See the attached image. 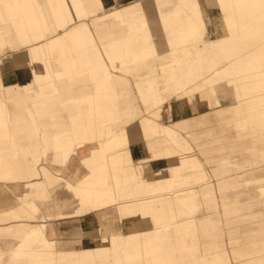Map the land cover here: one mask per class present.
Returning <instances> with one entry per match:
<instances>
[{
  "label": "bare ground",
  "instance_id": "bare-ground-1",
  "mask_svg": "<svg viewBox=\"0 0 264 264\" xmlns=\"http://www.w3.org/2000/svg\"><path fill=\"white\" fill-rule=\"evenodd\" d=\"M136 1L135 4H138L139 0ZM136 1L120 0L117 2L116 0L115 2L114 0L110 3L111 1L107 0H84L85 7L91 13L96 11L99 4V18L91 23L97 28V34L89 28V35L93 37V39L91 38L93 49L96 41L100 48L99 52L96 51V48L94 49L98 55L96 68L100 73L99 83H101L97 87L110 92L116 91L118 86L109 83L102 85V83L110 76L124 78L118 75V71L119 69L126 70L132 75V85L141 107L149 108L148 114L153 118L154 128L160 131V137L164 138L162 141H171L172 144L176 142L174 138H171L175 136L173 131H175L176 123L169 124L167 120L171 122L177 115L174 113V107L166 104L171 96L168 89H173L178 97L181 95L174 105L178 108V113H185L187 106L192 102V96L198 95V93L192 92V90H198L197 87L204 88L208 95L205 98L202 93L197 99L196 102L200 106L209 105L212 96L220 94L218 89L228 90L237 101L247 97L246 107L253 110L256 123L251 127L255 129L259 124L256 128L257 131L255 129V135L264 134V9L262 7L264 0H191V2L178 0L175 9L166 13L159 12L158 9L152 10V13L133 12L138 7L134 4ZM147 1L149 0L142 2ZM115 4H120V6ZM220 4L234 9L231 12L233 27L216 14V9ZM118 9L120 10L114 11ZM101 14L106 15L102 16ZM173 17H176L175 21ZM83 26L85 27V25ZM85 29L87 30L86 27ZM20 32L18 33L19 37L22 36L24 30ZM32 33L34 34L33 31ZM6 34L8 35V32ZM63 50L68 58L66 48L64 47ZM200 57H203L204 60ZM177 63L184 64L183 74L174 72L177 70ZM162 65H167L169 75L161 74ZM202 65L206 67H202ZM139 68L147 72L145 77L137 74ZM0 71L2 73L12 71L9 62L2 65ZM91 72L87 71V73ZM194 72L196 75H193ZM151 74L153 77L148 76ZM159 74L162 76L160 81L157 79ZM193 78H197L196 83H192ZM58 83L68 84L66 79L59 80ZM122 83L124 89L120 94H116L115 101L129 106L133 101L127 91L130 90V86L126 79ZM189 83L192 84L189 85ZM196 84V87L186 91L187 87L185 86L193 87ZM96 90L97 94L102 93L97 88ZM157 93L163 95L162 99H159ZM127 98L128 100H126ZM88 99L91 98L81 96L72 101V107H67L66 115L68 114L71 121V135L78 139L76 143L72 139H62L65 147L63 152L65 153H62L61 159L66 163L62 177L49 176L43 172L41 182L35 180L37 178L35 176L38 174L28 163L23 161L27 154H30L33 161H36L39 142H29L24 147L17 143L20 133L24 132L23 126L26 127V120L19 107L14 106L11 111L5 107L2 116L8 123L4 121L3 136L9 140L10 152L15 154L13 158L6 161L7 163H0V198L4 203H15L23 190L25 199L34 198L36 203L42 204L48 210L45 208L46 214L43 215L44 218L47 217V224L40 217L26 211L27 221H31V223L22 227L21 222L25 221L21 220V215L24 212H20V207L17 209V214H19L17 225H7V227L10 226V231L14 234L16 241L10 242L7 246L5 255L8 258L5 264H27L29 260H35L38 264H120L119 261L122 260V257L119 258L118 255L122 250L120 254L128 258V264H134L133 261L137 259L135 257L141 253L149 256L148 264H167L168 260H165L161 251L160 243L163 239L168 244L184 245V237L192 236L202 239L205 237L201 233V229L207 228L212 231L213 226H217L218 213L214 210L216 209V198L208 192L209 189L205 191L206 188L202 187L207 182L206 187L210 188L213 186L214 180L207 181V178L183 176L182 157L172 163L165 158L159 164L160 166H154L160 173L157 171L151 173L150 165L145 163L142 165L143 171L133 168V166H138V163L131 155L132 146L137 147L144 143L148 145L151 142V133L148 128H139L135 134L126 132L124 138H121L116 145L118 154L114 155L107 148L106 142L96 140V136L101 133L84 129L85 124L77 127L82 119L89 120L91 117L89 106L84 105V103L92 101V99ZM159 102H162V107ZM118 109L114 114L119 111ZM141 111L136 108V111H133V119H141L143 110L141 109ZM29 114L31 119L39 120L46 113ZM241 115L237 114L235 119L248 124L250 122L248 118ZM111 116L108 115V118ZM49 117L52 119L51 115H46L42 119L44 133L50 134L55 131L57 134L64 129V125L58 122L55 123L52 130L46 128V121ZM82 129L87 132L86 135L82 134ZM102 133L106 137L110 136L109 126L104 128ZM135 135L137 140L134 139ZM261 141L264 143V139ZM43 142V150L46 152H50L51 148L58 146L57 143H49L45 140ZM71 147H74V151L78 155L93 154L98 162L97 166L94 169L82 171V174L80 167L72 168L74 157L68 156ZM261 148L263 151L260 154H253L252 150L249 151V154L257 157L253 163L264 166V148ZM14 150L15 152H13ZM164 152L168 155L171 150L167 146ZM181 153L178 154V150H176L175 154L179 156ZM10 156L5 157L9 158ZM199 158V161L195 163H204L202 158ZM222 159L221 157L219 160L213 161L212 164L216 166L217 163H221ZM113 164L117 166L115 168L117 170H108V167ZM206 167L209 168L207 165ZM129 168H133V172H128ZM237 168L243 169L241 166ZM222 170L224 171V169ZM222 177L223 175L217 177V183L220 182L218 185L224 188L223 196H218L223 209L221 216L225 217L228 224L231 222L242 223L237 227L229 226L228 237L226 236L224 241L218 239V245L227 244L229 239L230 242H234L238 235L242 242L252 245L261 244V247H264V224L256 223L257 227H253L254 222L252 221L255 217L264 215V175L241 179L243 184L241 187L246 186L242 191H236V188L229 186L227 180ZM84 178L94 179L93 183L97 184L89 185L86 182L87 185H83L81 180ZM67 184H69L70 191ZM61 185L63 197L60 201L57 194L62 192L59 188ZM230 187L234 190H229ZM88 193L94 196V199L92 198L89 203L98 202L99 204V208L96 209L98 212L93 214L88 213L90 206L82 207V200L86 205L87 202L84 199L91 200V198L89 199L91 195ZM240 193L246 194L239 196ZM200 196L206 198L211 210L199 216L202 218L200 220H180V213H192L195 209L193 200ZM252 198H255V202ZM37 214L40 212L38 211ZM93 217L102 219L101 226L104 227L107 224L110 229L102 230L100 228L102 231L100 243L104 253L107 254L100 263L90 259L96 254L93 253L97 247L96 239L91 245L86 244L83 240L81 243H77L76 232L71 228L76 222L85 225L86 220H91ZM187 218L185 217V219ZM57 222L62 223L64 237H59L60 230L55 228ZM240 225L241 228H239ZM192 226L197 228L193 229ZM47 228L50 230L48 231ZM51 231L54 233L51 234ZM36 236L40 238L37 242L40 248H48L53 251V255L48 259L42 252L33 255L29 250L28 253L26 250L22 251L28 240L36 238ZM61 246L62 250L56 254ZM73 251L80 255L87 254L88 258H75L72 256ZM215 260L216 256L214 255L210 261L214 262ZM182 263L177 261L172 264Z\"/></svg>",
  "mask_w": 264,
  "mask_h": 264
},
{
  "label": "rangeland",
  "instance_id": "rangeland-1",
  "mask_svg": "<svg viewBox=\"0 0 264 264\" xmlns=\"http://www.w3.org/2000/svg\"><path fill=\"white\" fill-rule=\"evenodd\" d=\"M114 1V0H113ZM119 1V0H118ZM117 1V2H118ZM136 1V0H132ZM145 0H139L138 4L134 2L136 9L133 10V12H141L142 13H150L152 10L158 9L159 12H170L173 11L178 3V0H149L147 2H142ZM187 2H191V0H186ZM32 0H28L26 3H31ZM65 2L70 4L72 7L69 15L68 12H66V16L68 18V22L64 27H59L55 35L53 36V40H56V43L61 42L59 39L64 38L66 36H69V39L71 41V33H74L77 31V35L79 38L82 37V33L86 32L87 35L83 34V39L86 41H91V38L93 39L92 35L90 37V29H93V31L96 33L97 28L95 25L91 24L93 21L95 22V19L99 18L100 12H98V7L99 4L96 8V11L91 13L87 7L84 5V0H66ZM64 2V3H65ZM116 2V1H115ZM26 3H24L23 9H21V14H22V19L24 20V25L30 20V17L27 15L25 9H26ZM111 3V2H110ZM116 5V4H115ZM120 6V4H117ZM116 5V6H117ZM264 9V6H262ZM117 8V7H116ZM33 6H31V11H33ZM114 10V11H119ZM234 9L232 8H227L226 6L220 4L217 9H216V14L221 17L223 20H226L230 26L233 27L234 23L232 22V11ZM152 13V12H151ZM17 13L15 12L14 15ZM14 15H11V18H13ZM102 16L106 14H101ZM78 21L79 23L76 24L75 29H73L72 24L70 23L71 21ZM173 20H176V17H173ZM80 21H83L81 23ZM87 30L85 29V27ZM8 29L9 32H11V39H16L18 32L15 33L12 28V21H9L5 25ZM90 28V29H89ZM211 28V27H210ZM23 29V27H21ZM73 29V30H71ZM39 31V29H38ZM80 31V33H79ZM46 34L48 31H45ZM21 33V32H20ZM24 33H30L32 37L35 38L33 39L31 43L25 44V45H17V43H14L15 51L9 52V54L14 55L19 62H33V69L31 70L30 68L27 70V73H25V77L27 79L33 78L34 76V70H37L38 74H40L41 77L43 78H48L49 75L45 74L43 63H42V55L40 51L37 49L36 50V55L32 54V46L36 45V39H38L34 34H32V30L27 32L24 30ZM49 33V32H48ZM50 34H52L50 32ZM97 34V33H96ZM62 36V37H61ZM98 36V35H96ZM100 41V40H99ZM92 45H93V41ZM101 42V41H100ZM64 43V42H63ZM27 45V48L25 47ZM71 45L73 46V43L71 42ZM63 46V45H62ZM53 48H48L46 49L47 53H52L56 52L58 49V45L53 44ZM94 47V46H93ZM28 51H25V49H29ZM96 51H100V48L97 45H95ZM94 48V49H95ZM78 54L83 56L82 54L86 55L87 52L83 49H78L77 50ZM96 52L94 51L93 58H95ZM62 59H65V62L62 63V68L63 67H70V63L67 60L66 55L64 54V50L62 49V54L60 55ZM211 57V56H210ZM215 57V56H212ZM202 60H204L203 57H200ZM213 61V60H211ZM57 67H59L58 62H54ZM214 65V63H212ZM83 69L81 70H75L72 67H70V71L73 72H78L80 74H83V76H87L88 78H91V87L86 86L83 84L82 89L85 91H89L87 94L83 96H89L92 101L84 103V105H90L92 103H98L100 105H104V109L102 108H97V111H91V117L89 120L87 119H82L81 123H78L77 127L81 126L82 124H85L84 129L89 130L91 132H97L101 133V135L96 136V140L98 139L99 141H103L107 143V148L111 150V152L114 155H117V143H119L121 138H124L125 133L129 132L132 134H135L136 130L142 127H147L148 131L151 133V142L146 145L141 144L140 146L138 145L137 147L132 146V151L131 155L132 157H135V161L138 163V166H133V168H136L139 171H143L142 165L143 163L150 165V172L152 173L153 171H157V167L154 168V166L161 164L165 158L169 162L175 161L177 158H181L184 162V169H183V176L185 177H200V178H207L208 180H214L213 186L210 188L206 187L207 182L204 183L202 187L206 188L205 191L209 193H212L215 196V201H216V209L215 212L218 213V224L217 226H213V230L209 231L207 228L201 229V233L204 235L205 238L202 239H197L200 237L193 238L192 236H187L184 237V245L182 244H176V243H167L165 239L160 243L162 247V253L165 256V260L167 264H172L177 261L180 263L183 262L182 264H264V247H261V244L257 245H252L251 243L248 242H242L239 236L237 235L236 240L234 242H230V239L227 241V244L223 243V246H219L217 241L218 239L221 241H224V238L228 237V227L232 225V227H237L240 222H231L227 223L225 220V217L221 214L222 206H221V201L218 196H223L224 188H221L219 183H217V177L223 175V179L227 180V183L229 186L236 188V191H242L243 188H246V186L241 187L242 181L241 179H246L249 177H256L264 175V166L257 165L253 163V161L257 160V157L250 156V150H252L253 154H260L263 150H261L263 147L264 148V143H262V139H264V134H259L255 135V129L258 128L259 124L254 128L251 127V125H256L255 120H254V113L253 110H249L246 107V101L248 98L246 97L244 100L237 101L235 96L231 94L228 90H222L218 89L217 91L220 93L218 95H213L212 96V101L209 102V105H204L200 106L197 104V99L202 95H204L205 98H207V94L205 92L204 88H198V90H192L194 93H198L196 96H192V102L190 105L187 106L185 113L182 112H177V107L174 106L175 102L178 100L180 97L176 96L174 93L173 89H168L169 93L171 92V96L169 97V100L166 101V104L169 105L170 107H174V113L175 116L171 122L167 120V123H173L175 122L176 125L174 126L175 131L174 137H171L172 139L174 138L176 142H165L162 141V137H160V131L156 130L154 128V122L153 118L149 116V108H144L141 107V104L139 100L137 99L135 93L134 87L132 85V75L129 73L123 72L121 69L118 71V75L123 76L127 83L130 86V90H127L129 92L131 100H133L129 106H125V104H119L115 100L117 98L116 94L121 93V91L124 89L122 81L125 80L124 78H116L114 76H110L108 80L104 81L102 85L105 84H111L114 86H118L116 91H107L104 89H100L97 87V85H101L99 83L100 79V73L98 72L96 68V62L94 63H82ZM177 70L174 72L176 74H183V70L185 69L183 63H177ZM142 67V66H141ZM202 67H206L205 65H202ZM60 68V67H59ZM140 70L138 71V75L141 77H145L147 75V72L139 68ZM92 71L94 75H89L91 73H87V71ZM161 74L169 75V70L167 65H162V68H160ZM87 74V75H86ZM193 75H196V72L193 73ZM149 77H153L152 74L148 75ZM107 78V76H105ZM161 75H158V81L161 80ZM89 78V79H90ZM197 78H193L192 83H196ZM109 81V82H108ZM192 83H189L191 85ZM230 84H233L230 82ZM189 85L185 86L187 87L186 91L191 90L190 88H194L197 86V84L193 87H189ZM36 89V87H34ZM95 88V89H94ZM96 88L102 93L97 94ZM184 91V92H186ZM159 99H162V96L160 93H157ZM123 96L128 97V95L123 94ZM71 97L70 96H65L64 100H69ZM99 98V99H98ZM88 99V100H91ZM128 100V98L126 99ZM14 104V102H12ZM128 103V102H126ZM159 104L162 107V102H159ZM108 105H111L114 107L116 105V108H119L118 112L114 114L115 111L112 110ZM148 106V105H146ZM21 109H28L27 106H22L21 104L18 105ZM71 107V106H66ZM90 108V107H89ZM131 108V109H130ZM136 108H139L140 111L141 109L143 110V116L141 119H133V111H136ZM134 109V110H133ZM27 113V112H26ZM31 113V112H30ZM142 111L140 112V114ZM243 115L244 117H247L248 120L250 121L248 124H245L244 122H239L235 119L236 115ZM35 115V113H33ZM108 115H112L110 118H108ZM241 115V116H242ZM68 120L65 123H62L64 125V129L57 133V135H60L59 138L56 137V139H52L49 141V143H57V148H51L52 150L50 152L44 151V142L40 139L39 145L37 146V152H38V157L36 161H33V157L30 154H27V156L23 159L25 163H28L32 169L35 170V172L38 174L35 177H37L35 180L38 182H41L43 180V175L42 173H47L49 176H55V177H62V172L64 171L66 166V163L62 162V153L64 150V145L62 143V139H72L74 143L77 141V137H73L71 135V121L68 117V114L66 115ZM187 118H188V124H187ZM109 126L111 135L106 137L103 135L102 131L104 128H107ZM257 131V129H256ZM85 132L82 129V134L84 135ZM105 133V132H104ZM86 135V134H85ZM104 136V137H103ZM118 136H121L120 138ZM84 137V136H83ZM39 139V138H38ZM134 139L137 140L136 135L134 136ZM46 141V140H45ZM48 142V141H46ZM21 144L19 141L17 142ZM105 143V144H106ZM171 150V153L166 155L165 154V148ZM11 146L9 144L7 145H2L0 147V163L3 162V164L7 163L6 161L10 160L13 158L15 153H11L9 148ZM140 147V148H139ZM57 149V150H56ZM176 150L179 152H182L179 156H176ZM15 152V150L13 151ZM77 156H76V155ZM85 155H78L77 152L74 151V147L70 148L69 157H74L72 161V168L78 166L80 167V172L82 174V171H88L91 169H94L98 162L91 153H84ZM7 155H11L9 158L5 157ZM76 156V157H75ZM102 156V155H100ZM199 157L202 158L204 163H195L196 161H199ZM223 158L221 160V163H217L216 166H214L212 163L213 161L219 160L220 158ZM82 161V164H81ZM226 162V163H225ZM142 163V164H141ZM50 164V165H49ZM115 164L111 165L108 167V170H113L117 168V166H114ZM135 165H137L135 163ZM206 165L209 167L207 168ZM160 166V165H159ZM241 166L243 169H239L237 167ZM133 168H129L128 172H133ZM224 169V171L222 170ZM115 169L114 171H116ZM159 172V171H157ZM160 173V172H159ZM159 177L161 175L159 174ZM94 180V179H93ZM93 180L91 178L88 179H82L81 184H86L89 183V185H96L97 183H93ZM87 182V183H86ZM92 183V184H90ZM88 185V186H89ZM68 190L69 184L66 185ZM96 187V186H95ZM229 188V190H234L232 188ZM59 188L62 191V185L59 186ZM70 191V190H69ZM71 193V192H69ZM85 193V191H84ZM62 192H58L57 198L61 201L62 200ZM246 193H240L238 194L239 196H244ZM24 193L23 190H21V194H19V198L17 201L14 203L17 205V209L20 207L21 211L24 212L21 216V220L25 222H21L22 227H25L26 225L30 224L31 221H27L26 218V211H29L30 213L35 214L37 217H40L41 220L47 224V217L44 218L43 215L44 213L46 214L44 206L40 203H36V200L34 198H24L23 197ZM85 195V194H84ZM88 195H91L88 193ZM208 195V194H206ZM83 198V197H82ZM91 198L90 201L84 199L85 202H87V205L83 202L82 200V207L83 206H90L88 213L90 212L91 214L98 212L96 209L99 208L98 202L91 204L89 202L92 201V198L94 199V196L91 195L89 199ZM0 200H2L0 198ZM229 200V199H226ZM252 200L255 202V198H252ZM3 201V200H2ZM195 204V209H193L191 214H188L187 212H182L180 213V220H200L202 219L199 216L204 215L208 210H211L208 207V203L206 198H203L202 196L195 198L193 200ZM229 202V201H228ZM47 210V208H46ZM96 210V211H95ZM2 214H6L9 212L7 209L3 208L1 209ZM0 211V214H1ZM38 211L40 214H37ZM48 211V210H47ZM221 212V213H220ZM97 216V215H96ZM185 217H188L185 219ZM1 220L6 221L7 223H0V264H5L8 256L5 255L7 252V246L10 242L16 241L14 234L10 231V226L7 227V225H17L16 222L19 221V214H15L13 219H7V218H1ZM9 221V223H8ZM102 219L96 218H91V220H86L85 225L84 223H75V225H72L71 228L75 230L76 236L75 240L77 243H81V241H85L86 244L91 245L93 241L95 240V243L97 247L93 250V253L95 252L96 254L94 256H91L90 259H92L95 262H101L103 258L107 256L106 253L103 251V246L100 243L101 238L100 234L102 231H100V228L102 230L108 228L107 224L104 225V227L101 226ZM254 222L253 227H257L256 223H261L264 224V215L261 217H255L253 220ZM5 224V225H3ZM237 224V225H235ZM256 224V225H255ZM111 227V226H110ZM242 226L240 225L239 228ZM99 228V229H98ZM193 229L197 228L195 226H192ZM8 229V230H7ZM109 229V228H108ZM49 231L50 229L47 228ZM84 233H82V231ZM110 230V229H109ZM51 234L54 233V231L50 232ZM211 234V236H210ZM65 235L62 234V237ZM227 236V237H226ZM150 238H152L150 236ZM39 237L36 236V238H32L28 240L27 244L25 245V249L23 248L22 251L28 253L29 251L35 255L39 252L44 253V257L48 259L51 255H53V251L51 249H46V248H40L38 246V241ZM26 241V240H25ZM207 247H210L207 249ZM29 250V251H28ZM60 250H62V246L58 248L56 251V254H59ZM123 251V250H122ZM121 251V252H122ZM23 252V253H24ZM72 256L77 258L79 257L80 259H86L88 258L87 254H78L75 253L76 251H73ZM120 252V253H121ZM4 253V255H3ZM118 255L119 258L122 257V260L119 261L120 264H128V258L125 257L122 254ZM216 256V260L214 262L210 261V259L213 256ZM96 257V258H95ZM136 260L133 261L134 264H148L150 261L149 256L146 254H139ZM17 264V263H13ZM27 264H38L35 260H29Z\"/></svg>",
  "mask_w": 264,
  "mask_h": 264
},
{
  "label": "crops",
  "instance_id": "crops-1",
  "mask_svg": "<svg viewBox=\"0 0 264 264\" xmlns=\"http://www.w3.org/2000/svg\"><path fill=\"white\" fill-rule=\"evenodd\" d=\"M27 1L28 0H0V70L2 65H6L7 62H9L12 68L10 72L2 73L0 71V147L9 144V140H6L3 136L4 121H6V123H8V121L3 119L2 113L5 111V107L11 111L14 106L18 107L19 104L28 107V109H21L19 107L26 120V127L23 126L24 132H21L19 135V142L23 147L29 142H40V139L41 142L43 139L49 142L52 139H56V137L59 138L60 135H57L55 131L50 134L44 133L41 124L42 119L46 115L52 116V119L49 117L46 121V128H50L51 130L54 128L55 123L58 122L62 124L68 120L66 116L68 109L66 106L72 107V101L89 92L82 89L83 84L91 87V78L89 77V79L87 74V76H83V74L78 72L72 73L70 67L78 71L83 69L82 63H94L98 60L97 54L95 58H93L95 50L93 49L92 42L83 39V34L87 35L86 32L82 33L81 38L77 35V31L71 33V41L69 36L59 39L61 41L59 43H56V40L52 39L56 30L59 27H64L68 22L66 12H68L69 15L72 7L65 2L66 0H32L31 3H26ZM107 1L113 2V0ZM24 3H26L25 11L27 15L29 17L31 16L30 20L25 25L21 14ZM31 6L34 8L33 11H31ZM15 12L17 13L16 15H14ZM11 15H14L13 18H11ZM9 21H12V28L15 33H19L23 30L28 32L31 28L34 32V36L38 38L36 39V41H38L36 45L31 47L33 49L32 54L36 55L37 49L40 51L45 74L49 75L47 79L41 77L37 70H34L33 78L27 79L25 73H27L29 68L31 70L33 69V62H19L14 55L9 54V52L15 51L14 49H16L14 43L20 46L31 43L33 39L35 40L30 33H23L21 37L16 33L17 38L11 39V32H9V29L5 26ZM70 21L73 29H75L76 24L79 22ZM80 22L83 23V21ZM21 27H23V29H21ZM45 31L49 33L47 32L46 34ZM6 32H8V35ZM50 32L52 34H50ZM53 44L58 45L57 53H47L46 49L48 46L49 48L52 47ZM25 47L27 48V45ZM64 47L67 50V60L70 63V67L62 68V63L65 62V59H62L60 55ZM78 49L85 50L87 54H82L83 56H81V53L78 54L77 52ZM28 50H30V48L25 49V51ZM55 61L58 62L60 68L55 65ZM122 71L127 73L126 70ZM62 79H66L68 84H59L58 81ZM70 80L73 82H69ZM34 87H36V89ZM65 96H70L71 98L69 100H64ZM12 102H14V104ZM88 106L90 107V111H97V108L104 109V105L98 103H92ZM108 106L112 108L113 111L118 109L116 105H114V107L111 105ZM125 106L126 105H124V107ZM30 112L46 114L39 120H34L32 118V121L29 117ZM16 206L17 205L14 203H4V201L0 200V211L3 208L9 211L6 214H2L1 211V224L7 223L1 220L3 217L7 219L14 218L17 212ZM56 226L55 228L60 230L59 237H61V233L63 234L62 223L57 222Z\"/></svg>",
  "mask_w": 264,
  "mask_h": 264
}]
</instances>
